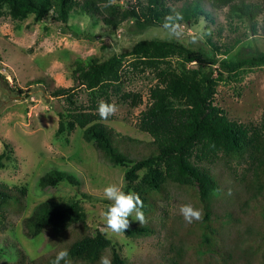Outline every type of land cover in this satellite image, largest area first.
Masks as SVG:
<instances>
[{"label":"rangeland","instance_id":"1","mask_svg":"<svg viewBox=\"0 0 264 264\" xmlns=\"http://www.w3.org/2000/svg\"><path fill=\"white\" fill-rule=\"evenodd\" d=\"M131 1L119 0L117 4L125 9ZM204 8L210 18L202 16L191 26L181 25L180 35L170 34L160 26L139 34L132 20L112 29L100 17L80 13L71 16L68 27L50 16L45 21H36L33 16L23 21L8 15L0 18V154L6 145L10 150V157L4 158L0 166V183L16 191L26 188L21 207L6 209L0 218V248L4 252L0 264L16 263L18 252L24 254V264H48L70 242L97 230L117 243L121 254L134 264H264V188L255 193L252 184L256 172L260 175L259 185H264V162H257L251 169L248 159L224 157L208 165L219 184V190L209 200L208 219L207 206L197 188L166 181L161 190L147 194L148 203L142 209L145 224L155 232L130 238L124 233H112L103 216L112 203L104 197L103 190L110 184L124 189L126 168L111 165L83 138L80 128L61 138L56 136L58 113L65 109L66 101L64 96L53 95V91L74 87L77 101H87V92L72 77L78 57L95 55L106 59L142 38L171 39L191 48L211 49L209 38L221 45L241 37L242 42L234 46L229 57L237 52L247 55L264 50L262 16L258 33L252 34L247 21L235 20L233 26L237 28L230 25L227 8L216 10L207 2ZM156 81L149 72L132 77L124 89L140 92L143 104L132 107L114 98L117 111L104 119L116 143L128 147L135 158L150 153L152 147V137L139 129L138 122L148 105L150 86ZM217 89L215 103L229 118L259 125L264 114V67L246 71L237 80L221 81ZM54 167L73 172L81 185L62 182L56 187L41 188L40 177ZM156 167L162 168L160 163ZM74 197L81 199L86 209L85 224L72 227L60 243H51L46 233L28 236L24 219L38 203ZM185 204L201 209L202 219L187 223L180 213ZM134 216L135 213L129 217L132 226L139 223ZM109 253L107 249L105 256Z\"/></svg>","mask_w":264,"mask_h":264},{"label":"trees","instance_id":"2","mask_svg":"<svg viewBox=\"0 0 264 264\" xmlns=\"http://www.w3.org/2000/svg\"><path fill=\"white\" fill-rule=\"evenodd\" d=\"M117 1L0 0V18L8 15L23 21L33 16L36 21H45L50 16L54 22L68 27L71 16L80 13L98 16L112 29L132 20L136 32L142 34L155 26L165 28L166 22L191 26L202 16L210 18L209 11L204 8L207 2L216 10L227 8V17L233 28H237L233 26L235 20L247 21L252 34H257L261 26L259 18L262 16L264 21V0H132L125 9L119 7ZM209 42L211 49L203 46L191 48L171 39L142 38L130 48L106 59L95 55L76 58L72 77L87 92V101H77L74 87H59L53 91V95L64 96L66 101L65 109L58 113L56 136L61 138L80 128L83 138L92 143L111 165L126 168L123 190L138 193L143 209L148 203L147 194L161 190L166 181H171L197 188L200 199L207 206L208 219L210 197L219 190L218 181L208 165L224 157L248 159L251 169L257 162H264V114L259 125H248L229 118L227 112L215 103L221 81L237 80L246 71L264 67V50L247 55L237 52L234 57H229L234 46L242 42L241 37L232 44L220 45L210 38ZM146 72L152 73L157 81L150 86L149 102L141 111L138 126L153 140L150 153L135 158L129 154L128 147L116 143L115 134L100 117L98 107L101 101L113 103L114 98L128 102L132 107L142 105V94L127 91L124 86L132 77ZM9 153L6 145L0 154V166L4 158L10 157ZM157 163L162 168L156 167ZM259 181L260 175L254 172L255 193L264 188ZM62 182L81 185V180L73 172L54 167L40 177L39 186L43 189L56 187ZM25 193V187L16 191L0 183V218L4 217L6 209L21 207V195ZM86 219L87 212L81 199L74 197L38 203L24 219V224L29 237L46 233L51 243H60L72 227L85 224ZM154 232L150 224L138 223L122 233L138 238ZM65 249L72 264H99L107 249L111 264H134L101 230L75 239ZM3 254L0 248V258ZM56 256L48 264H53ZM16 261L14 264H24V254L18 252Z\"/></svg>","mask_w":264,"mask_h":264},{"label":"clouds","instance_id":"3","mask_svg":"<svg viewBox=\"0 0 264 264\" xmlns=\"http://www.w3.org/2000/svg\"><path fill=\"white\" fill-rule=\"evenodd\" d=\"M172 20L171 17L168 18ZM164 27L170 31V34L180 35L181 26L179 23L166 22ZM117 111L115 103H107L101 101L98 107L99 115L102 119H107L110 115H114ZM104 197L112 203L108 206L107 211L103 213L106 220V227L111 230L112 233L125 232L130 227L129 217L135 213L134 219L141 225L147 222L143 209V201L138 193L125 192L123 188L118 184H110L103 190ZM180 213L183 215L187 223L193 221H199L202 219L203 212L201 209H197L191 204H185L180 207ZM69 252L67 249L61 250L53 264H71L68 259ZM99 264H111L109 257L102 255Z\"/></svg>","mask_w":264,"mask_h":264}]
</instances>
